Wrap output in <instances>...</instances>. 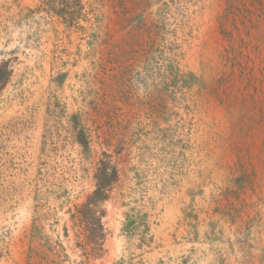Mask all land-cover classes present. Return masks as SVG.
<instances>
[{"label":"rangeland","instance_id":"374dc122","mask_svg":"<svg viewBox=\"0 0 264 264\" xmlns=\"http://www.w3.org/2000/svg\"><path fill=\"white\" fill-rule=\"evenodd\" d=\"M82 3L0 0V264H264V0Z\"/></svg>","mask_w":264,"mask_h":264},{"label":"trees","instance_id":"16d2710c","mask_svg":"<svg viewBox=\"0 0 264 264\" xmlns=\"http://www.w3.org/2000/svg\"><path fill=\"white\" fill-rule=\"evenodd\" d=\"M68 1H71L74 4L73 10L75 12H72L74 15H71V18L69 19L70 22H74L75 21L74 17L81 14L83 3L82 0H68ZM13 71H14L13 67L11 63H9V61L0 62V86L5 85V83L8 82ZM84 140L85 141H82L83 144L88 145L89 141L87 139ZM100 171L101 170L98 169L95 174L96 188L93 191V193L89 196V199L85 205H91V204L98 205L99 202L107 198L108 192L112 190L114 184L120 178L118 169L114 165L110 164V162L106 163V170L103 176ZM82 214L83 217L78 213L72 214L71 217L75 220V222L78 219L81 223L83 219L86 217L84 213Z\"/></svg>","mask_w":264,"mask_h":264}]
</instances>
